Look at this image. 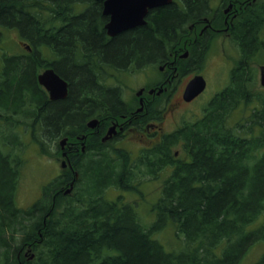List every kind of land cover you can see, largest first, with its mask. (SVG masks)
I'll return each instance as SVG.
<instances>
[{"label":"trees","instance_id":"1","mask_svg":"<svg viewBox=\"0 0 264 264\" xmlns=\"http://www.w3.org/2000/svg\"><path fill=\"white\" fill-rule=\"evenodd\" d=\"M150 11L148 24L108 42L100 1L0 0V42L3 31L12 29L31 46L29 52L20 47L22 53L1 56L0 264H242L251 246L264 242V216L257 222L264 212V90L255 88V66L264 64V0L230 30L239 57L227 85L199 117L164 137L144 159L118 149L112 152L121 162L101 157L81 168L76 161L78 178L70 193L59 191L64 174L44 186L31 206L16 203L22 138L28 133L42 149L59 136L79 134L81 116L93 113L94 103L115 104L119 96L118 89L97 85L100 62L158 63L173 46L175 29L186 16L172 3ZM47 67L68 81L64 99L49 100L39 86L37 74ZM235 114H240L236 120ZM178 145L177 158L170 150ZM157 156L155 166L170 171L153 205L152 225L169 223L182 237L179 250H166L153 238L154 228L142 225L122 196L103 197L108 188L133 192L131 179L147 168L128 165L156 162ZM27 250L33 258L26 257ZM254 264H264V252Z\"/></svg>","mask_w":264,"mask_h":264},{"label":"flooded vegetation","instance_id":"2","mask_svg":"<svg viewBox=\"0 0 264 264\" xmlns=\"http://www.w3.org/2000/svg\"><path fill=\"white\" fill-rule=\"evenodd\" d=\"M260 1L262 0H199L195 5L192 2L186 5L183 0H172L171 3L186 17L175 29L177 34L173 46L164 49L163 56L157 63V77L154 80H150V75L145 72L150 66L155 67L150 64L151 60H144L141 63L135 62V59L121 66L106 61L100 62L99 70L94 75L96 80L100 81L97 85L103 89H118V103H94L90 108L93 116L83 117L84 123L81 126L83 131L72 138L69 137L65 142L64 149L60 150V155L62 152L65 153V163L62 166L65 167L64 186H61L63 189L60 187V193L65 195V187L73 179V170L76 169L72 165L85 155L93 152L98 156L97 151L101 147L114 152L132 141L136 148L134 150L126 148L125 151L130 154L127 156L135 160L144 159L154 145L162 143L164 137L180 128L185 123L181 121L183 114L181 110L197 101L207 90L205 73L202 74L209 60L207 55L214 51L223 58V61L226 59L223 57V50L221 48L217 50L215 47L219 45L221 39L231 40L230 30L238 17L257 6ZM100 2L102 13L103 1ZM157 8L160 7L154 9ZM151 13L152 11H148L145 16L146 23ZM104 17L106 20L103 29L108 42L118 34L143 26L139 25L110 37L105 29L109 17L105 15ZM133 71H143L144 77L136 88L130 90L128 100L124 94L126 82L120 77ZM257 74L258 68L256 80ZM196 75L204 78L205 88L201 94L186 101L184 99L186 85ZM185 77L186 80L183 81ZM81 109L85 110L84 107ZM188 117L189 115L186 118ZM166 126L171 127V130L167 131ZM64 174L62 172L60 177Z\"/></svg>","mask_w":264,"mask_h":264},{"label":"rangeland","instance_id":"3","mask_svg":"<svg viewBox=\"0 0 264 264\" xmlns=\"http://www.w3.org/2000/svg\"><path fill=\"white\" fill-rule=\"evenodd\" d=\"M20 41H21L20 35L16 30L8 29L3 31L2 40L0 42V66L2 64L1 56L3 54L8 53L13 55V54L22 53L23 48L20 50L21 47V44H19ZM215 48L217 50L221 48V50H223L224 53L223 57L226 59L223 61V58L220 57L218 53L214 51H212L211 53L209 52V54L207 55L209 60L205 64V67L202 71V74L205 73L204 76L207 80V87H206L207 90L204 91L203 95L199 97L197 101H195L189 106H186L184 110H181L183 111L181 121L185 120V118L188 115L189 117L186 118L188 119L187 121L189 122L194 121L196 119L194 113H197L200 116L202 114V109L205 107L209 99L214 95L215 92L219 91L217 89L220 88L222 89L224 85L227 83V78L231 68L234 65L233 64L234 60H237L239 57L238 50L229 38L221 39L219 41V45L216 46ZM225 62H227L228 64H224ZM150 64L155 67L150 66L149 69L145 72H147L150 75V80H154L157 77L156 74L157 63L153 61ZM40 71L41 69L39 70V72ZM143 77H144L143 71L140 72L133 71L121 75L120 77L121 80H124L126 82V85L124 86L125 88L124 94L128 100H130V90L136 88L140 83V81L143 79ZM185 80L186 77L183 79V81ZM258 87H260V85L258 82V74H257L255 88ZM82 107L86 109L88 108V105H82ZM21 109H25V108L21 107ZM30 109L31 108H27V112H29ZM90 116H93V113L91 115L88 114V118ZM239 117L240 114H235L233 116L234 120L238 119ZM25 120L27 121V119ZM81 123L83 124L84 122ZM13 124H15L14 121L8 124V126L10 127ZM23 125H25L26 127V125L28 124L24 123ZM23 125H21V127ZM22 130L23 129L21 128V131ZM166 130L170 131L171 127L166 126ZM27 135L23 137L21 140L22 153L20 155L23 160V166L21 169V175L16 193V203L21 208H26L34 204L37 200V197L41 195V191L43 187L53 182L57 176L62 174V169L60 168L61 157L60 154H58L56 151L58 150L57 148L58 141L61 140L64 136L57 137L55 141L52 143H46L44 147L41 149V147ZM126 148L128 150H134L136 146L134 145V142L130 141L126 143L123 147H120L118 149L125 151ZM180 149H181L180 145L173 146L170 150V154L174 155V157H177L178 155H182ZM98 151H102L99 152L98 156L94 154L92 155V153L87 154L81 159V161L76 162V164H78V166H80L81 168H84L86 162H91V161L95 162L97 160H101L100 159L101 157H107L109 161H111L112 158L113 159L118 158L114 156L112 157L111 155L112 150L108 151L104 147H101ZM43 152H48V153L46 154ZM91 157L93 160H89ZM120 160L121 159L118 158L115 160V162L116 163L121 162ZM159 160L160 158L158 156L156 157V162L149 161L148 159L142 162L141 161L137 162L134 160L132 164L128 165V169L129 167H132L139 169L147 168V170H142L141 172H138L135 179H131L130 184L134 186L133 192L108 188L103 191V197L107 200H115L118 197L122 196L123 202L130 203L134 206L136 213L138 215L139 222L142 225H144L147 229L154 228V230H152L153 238L158 240V242H160L166 250L167 249L179 250L183 246L182 237L175 232L174 228L170 226L169 223H166L161 227L152 225L153 223L156 222L155 219L156 210L153 211L152 208L153 205L160 198L161 189L164 185V182L167 179L168 172L170 171L168 170L170 168L159 170V168L155 166V164ZM152 169L153 172L151 174H156L155 176L152 175L150 176L148 174L150 173L149 170ZM125 175L126 177L130 178L129 177L130 173ZM263 216H264V212L257 219L258 223L262 221ZM20 238L21 235L18 236V239ZM263 252H264V242L263 243L260 242L252 245L251 248L245 254L242 260V264L256 263L262 256ZM32 254L35 255V253H33L31 250L25 251V255L27 258H33Z\"/></svg>","mask_w":264,"mask_h":264},{"label":"water","instance_id":"4","mask_svg":"<svg viewBox=\"0 0 264 264\" xmlns=\"http://www.w3.org/2000/svg\"><path fill=\"white\" fill-rule=\"evenodd\" d=\"M103 1V11L105 16L109 17L106 24L107 33L110 36L118 34L122 31L132 29L139 25L145 24L144 17L148 9L163 6L171 3L170 0H97ZM28 47V46H27ZM260 85L264 87V65L259 68ZM39 83L43 85L47 91L50 100L64 99L67 96V82L60 79L52 68L45 69L38 76ZM205 88V80L202 76L196 75L186 85L184 99L189 101L199 95ZM66 139L60 141L63 148ZM65 156V153L62 154ZM64 161L62 166H64ZM77 173H75V177ZM73 182L66 190L70 192Z\"/></svg>","mask_w":264,"mask_h":264},{"label":"bare ground","instance_id":"5","mask_svg":"<svg viewBox=\"0 0 264 264\" xmlns=\"http://www.w3.org/2000/svg\"><path fill=\"white\" fill-rule=\"evenodd\" d=\"M97 1V0H96ZM170 1H172V0H170ZM102 4V3H101ZM157 7H160V6H157ZM154 8H156V7H153V8H150V9H148V11H150L151 9H154ZM102 11H103V9H102ZM148 13V12H147ZM103 14V13H102ZM147 15V14H146ZM103 16H104V14H103ZM28 18V17H27ZM144 20H145V17H144ZM108 21V20H107ZM108 23V22H107ZM106 23V24H107ZM148 24V23H147ZM143 25H145V24H143ZM82 26V25H81ZM27 28V27H26ZM105 29H106V32H107V28H106V25H105ZM82 30H83V28H82ZM107 35H108V33H107ZM30 36V35H29ZM171 36V35H170ZM111 37V36H110ZM33 39V38H32ZM147 43V42H146ZM30 47L31 46H29V49H30ZM135 53V52H134ZM75 54V53H74ZM115 57H117V56H115ZM160 58V57H159ZM182 58V57H181ZM153 59V58H152ZM131 61V60H130ZM144 62V61H143ZM102 63V62H101ZM142 63V62H141ZM25 68V67H24ZM48 68H52V67H47V69ZM90 68V67H89ZM137 68V67H136ZM53 69V68H52ZM17 70V69H16ZM53 71L55 72V70L53 69ZM43 71L41 70L38 74H37V82H38V84H39V86H41L42 87V89L45 91V93H46V95H47V97H48V91H47V89L43 86V85H41L40 83H39V80H38V76H39V74L40 73H42ZM21 73V72H20ZM55 74L60 78V79H62V80H64L65 82H67L64 78H62L59 74H57L56 72H55ZM10 75V74H9ZM19 76V75H18ZM15 84V83H14ZM91 88V87H90ZM67 93H68V82H67ZM85 93V92H84ZM151 94V93H150ZM102 95V94H101ZM107 97V96H106ZM109 97V96H108ZM80 98V97H79ZM88 98V97H87ZM90 98V97H89ZM111 98V97H110ZM78 99V98H77ZM72 100V99H71ZM145 101V100H144ZM38 102V101H37ZM76 103V102H75ZM81 109V108H80ZM86 110V109H85ZM88 110H89V108H88ZM79 111V110H78ZM101 112V111H100ZM71 113V112H70ZM87 114V113H86ZM90 114V113H89ZM92 114V113H91ZM90 114V115H91ZM88 116V115H87ZM77 117V116H76ZM80 117V116H79ZM83 117H85L84 115L83 116H81V118H83ZM69 119V118H68ZM79 120H80V118H79ZM263 127V126H262ZM25 132V131H24ZM204 148V147H203ZM202 150V149H201ZM233 150V149H232ZM97 152H99V151H97ZM96 152V153H97ZM113 152L111 151V154H112ZM93 155V154H92ZM114 155V154H113ZM130 156V155H129ZM129 158H131V157H129ZM125 160V159H124ZM124 162V161H123ZM5 175V174H4ZM3 175V176H4ZM116 176V175H115ZM12 179V178H11ZM1 180V179H0ZM4 180V179H3ZM8 205V204H7ZM5 206V205H4ZM105 209V208H104Z\"/></svg>","mask_w":264,"mask_h":264}]
</instances>
